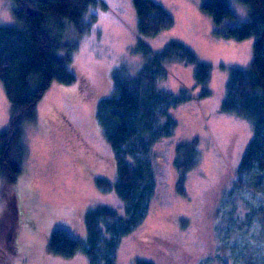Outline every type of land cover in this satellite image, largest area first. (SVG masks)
<instances>
[{
	"label": "rangeland",
	"instance_id": "1",
	"mask_svg": "<svg viewBox=\"0 0 264 264\" xmlns=\"http://www.w3.org/2000/svg\"><path fill=\"white\" fill-rule=\"evenodd\" d=\"M84 13L80 26L63 21L58 54L68 59L76 81L66 85L53 81L35 108L33 119L22 125L26 159L14 187L0 179V215L11 200L19 212L17 252L10 264H90L84 250L85 219L97 207L115 210L126 218L125 203L115 189L118 178L114 151L97 120L100 100L114 92V73L137 75L146 57L142 46L153 52L171 40L190 47L211 66L204 84L195 78V65L182 61L164 64L166 76L158 89L187 100L172 110L178 127L156 143L151 155L155 193L145 221L125 236L119 245L116 264H234L219 230L229 213L240 221L247 215L240 201L223 207L226 194L234 190L237 170L253 136V122L222 111L227 82L233 68L248 69L254 59L255 38L239 41L218 30L249 19V8L229 0L236 15L217 29L202 5L206 0H155L174 18V26L156 37L138 32L133 0H97ZM14 0H0V25L24 23L15 15ZM58 25V24H57ZM52 24V28H55ZM208 90L210 95L203 96ZM13 105L0 81V134L10 128ZM197 138L200 157L187 174L186 194L178 193L176 148ZM130 161L132 159L130 158ZM113 185L103 191L97 179ZM67 229L83 244L72 257L54 254L49 248L53 232ZM220 249V251H219Z\"/></svg>",
	"mask_w": 264,
	"mask_h": 264
},
{
	"label": "trees",
	"instance_id": "2",
	"mask_svg": "<svg viewBox=\"0 0 264 264\" xmlns=\"http://www.w3.org/2000/svg\"><path fill=\"white\" fill-rule=\"evenodd\" d=\"M14 1L18 5L15 15L24 25H0V81L13 105L10 128L0 134V179L6 188L15 186L25 164L23 123L34 118L37 104L53 81L66 85L76 81L68 59L58 54L64 46L59 35L64 34L63 21L80 26L88 8L98 4L97 0ZM239 1L248 6L249 19L218 31L239 41L255 38L254 59L248 69L231 70L221 108L253 122L254 131L238 167L234 190L226 194L222 206H230L238 199L247 218L240 221L229 213L225 227L219 230V248L226 245L234 264H264V0ZM133 4L142 36L156 37L174 26L172 14L161 3L133 0ZM202 9L212 17L217 29L226 20L236 18L229 0H206ZM142 52L151 58L140 72L133 76L115 71L113 95L98 104L96 117L114 151L118 171L115 189L125 203L127 217H120L108 207L87 213L84 250L90 264H116L121 240L148 215L155 193L152 150L156 143L175 133L178 122L172 110L187 100L186 96L158 89L159 80L167 74L164 64L182 61L195 65V78L201 85L211 77V66L181 41L171 40L157 52L144 45ZM208 95L206 90L203 96ZM199 146L195 138L176 148L179 194H186L184 185L188 172L198 163ZM97 185L103 191L113 188L111 182L101 178ZM18 224L19 212L10 200L0 215V264H10L11 253L17 252ZM82 244L67 229L58 228L49 248L56 255L72 257ZM209 261L206 258L205 264ZM137 264L154 263L139 260Z\"/></svg>",
	"mask_w": 264,
	"mask_h": 264
}]
</instances>
